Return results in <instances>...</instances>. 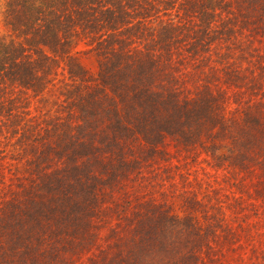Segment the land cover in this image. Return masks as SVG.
Instances as JSON below:
<instances>
[{
	"label": "trees",
	"instance_id": "trees-1",
	"mask_svg": "<svg viewBox=\"0 0 264 264\" xmlns=\"http://www.w3.org/2000/svg\"><path fill=\"white\" fill-rule=\"evenodd\" d=\"M2 9L0 264H264V0Z\"/></svg>",
	"mask_w": 264,
	"mask_h": 264
},
{
	"label": "rangeland",
	"instance_id": "rangeland-1",
	"mask_svg": "<svg viewBox=\"0 0 264 264\" xmlns=\"http://www.w3.org/2000/svg\"><path fill=\"white\" fill-rule=\"evenodd\" d=\"M2 8H3V0H0V37L5 36L8 33L2 21V11H3ZM79 50H84V49L80 48ZM81 61H82V64L85 66V68L90 71V73H95V70H96L95 60L90 55H87V56L82 55ZM51 102H52V98H48V97H46L45 102H39L37 100L33 101L31 105V110L34 111L35 109H41L42 107L44 108V110H48V109L50 110Z\"/></svg>",
	"mask_w": 264,
	"mask_h": 264
}]
</instances>
